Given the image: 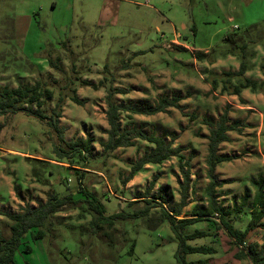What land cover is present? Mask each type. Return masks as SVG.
I'll list each match as a JSON object with an SVG mask.
<instances>
[{"label": "rangeland", "instance_id": "1", "mask_svg": "<svg viewBox=\"0 0 264 264\" xmlns=\"http://www.w3.org/2000/svg\"><path fill=\"white\" fill-rule=\"evenodd\" d=\"M243 56L247 74L261 80L264 0H0V84L39 82L52 89L54 98L45 110L51 114L60 104L56 109L65 138L92 141L85 157L62 158L54 150L60 140L47 120L24 112L0 115L3 235L11 234L8 213L36 206L51 192L72 191L83 198L82 187L104 203L107 215L143 208L144 199L159 200L175 212L181 202L182 164L190 173V189L179 218L189 217L195 207H208L206 120L218 121L225 110L232 123L240 124L220 147L232 159L216 168L221 181L216 197L229 209L227 219L244 230L254 206H264V93L222 91L224 73L238 71ZM238 81L232 77L233 83ZM75 93L82 104L72 100ZM110 95L118 103L148 107L161 98L180 97V108L132 118L122 112L121 122L122 127L134 124L147 134L172 139L185 158L148 164L128 179L131 165L154 145L136 139L133 146L109 155L103 151ZM83 206L56 213L43 239L33 240L27 233L16 264H176L178 241L169 222L158 221L161 207L142 218L117 221L113 229L105 227L116 241L110 245L102 234L92 233V215ZM197 229L211 235L190 243L215 246L217 253H192L188 260L251 263L237 257L242 246L234 243L219 217L203 218L185 232ZM248 244L264 250V226L249 231ZM26 245L32 247L30 253Z\"/></svg>", "mask_w": 264, "mask_h": 264}, {"label": "trees", "instance_id": "2", "mask_svg": "<svg viewBox=\"0 0 264 264\" xmlns=\"http://www.w3.org/2000/svg\"><path fill=\"white\" fill-rule=\"evenodd\" d=\"M227 40L234 41L228 36ZM235 47L244 49V46L236 45ZM243 60L240 68L235 72H225L227 76L223 82L222 91H227L231 94L241 95L244 89H250L254 92L264 93V79L256 80L245 76L248 70L246 61ZM264 66V65H263ZM239 77L237 83L232 82V77ZM119 89V88H118ZM124 92V90H118ZM54 98L52 89L42 86L39 82L34 85L25 84L17 87L0 84V115L14 114L24 112L27 115H33L41 121L47 120V124L53 128L60 140L54 145V150L62 158L70 156L85 157L86 153L92 150V141L89 138H77L75 140H67L64 130L59 126V118L62 116L56 107L53 108L51 114L45 110V105L48 100ZM63 99L60 98V101ZM72 100L78 104L82 101L77 93L72 96ZM180 97L175 96L171 99L164 98L153 106H141L137 104H123L116 102L112 96H108L106 117L109 128L105 131L108 135L107 140L102 141L103 151L107 155L112 153L117 148L130 147L135 144L136 139H145L154 146L147 150L135 163L131 165V173L128 179H132L138 172L142 171L148 164H162L164 161L173 156L184 159L185 156L181 153V148L174 147L173 140L167 141L166 138L158 136L155 133L147 134L140 127L132 125L130 127H122V112H127L128 117L132 118L134 114L153 115L159 112H164L168 107L174 106L180 108L178 102ZM210 127L208 134V154L206 163L208 166L207 177L209 184L205 189L207 196L208 207H195L189 217L179 218L181 210L187 204V198L190 189V173L185 170V165H181L184 172V181L181 184L182 195L181 202L175 212H170L159 200L144 199L146 206L143 208L122 210L111 215L106 214V206L98 197L90 190L82 187L81 193L83 198H75L74 192H69L65 195H60L57 192H51L46 201L39 202L36 206L27 204L24 208L16 213H8L11 219L9 237H5L0 228V264H16V252L22 245L23 237L27 233H31L32 239H43L46 236L49 225H53V219L56 213L78 207L79 203L84 204L83 210L92 215L90 220V228L93 234L99 233L107 238L110 245L115 244V238L109 231L104 230L105 227L114 228L117 221H127L132 218H142L149 214L153 207H161V212L158 217L159 222H169L171 230L178 241V249L175 253L176 264H212L210 258H200L197 260H188L187 255L192 253H204L213 255L217 253V249L212 245H198L190 243L200 237L210 236L211 233L206 230L197 229L193 232H185L188 225H192L203 218L217 216L221 220L222 225L228 233L234 238V243L242 246L236 254L239 259H247L250 264H264V250H260L257 244L247 245V235L250 230L258 226H264L262 219L264 218V206L257 203L252 209L251 218L247 227L242 230L236 228L228 219L229 209L219 204L216 197V189L221 186L216 168L223 162L230 161L232 156L221 154L220 145L223 142L229 141V132L237 128L238 122L232 123L229 113L225 110L219 117L218 121L206 120ZM186 165H190L189 159L185 161ZM83 177L79 175V179ZM259 201L263 196V186L260 187ZM136 201H133L135 203ZM37 228V232H32V229ZM135 241L132 245L134 249ZM26 251L30 253L32 247L26 245ZM222 264H232L224 262Z\"/></svg>", "mask_w": 264, "mask_h": 264}, {"label": "crops", "instance_id": "3", "mask_svg": "<svg viewBox=\"0 0 264 264\" xmlns=\"http://www.w3.org/2000/svg\"><path fill=\"white\" fill-rule=\"evenodd\" d=\"M247 72H248V70L246 71V73H245V76H247V77H249V78H252V79H254L253 77H251V76H249L248 74H247ZM264 79V77L262 76V79L261 80H263ZM257 80V79H256ZM260 81V80H259ZM245 90V89H244ZM241 94H242V92H241ZM239 96V95H238ZM169 109L167 108L166 109V111H164V112H167ZM160 113V112H159ZM157 114V113H156ZM154 115V114H153ZM230 119H231V117H230ZM231 122H232V120H231ZM235 122H238V121H235ZM235 122H233V123H235ZM240 123L238 122V125H239ZM238 125H237V127H238ZM232 131H234V130H232ZM229 134V137H230V139H229V141H226V142H223L224 144L225 143H228V142H230V140H231V131L228 133ZM166 140H167V138H166ZM170 141V140H169ZM222 143V144H223ZM220 147H221V145H220ZM221 154H225L224 152H220ZM226 155H229V154H226ZM146 167V166H145Z\"/></svg>", "mask_w": 264, "mask_h": 264}]
</instances>
